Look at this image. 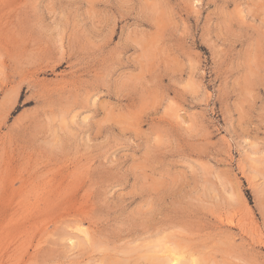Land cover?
Here are the masks:
<instances>
[{"label": "rangeland", "instance_id": "obj_1", "mask_svg": "<svg viewBox=\"0 0 264 264\" xmlns=\"http://www.w3.org/2000/svg\"><path fill=\"white\" fill-rule=\"evenodd\" d=\"M177 262L264 264V0H0V264Z\"/></svg>", "mask_w": 264, "mask_h": 264}, {"label": "bare ground", "instance_id": "obj_2", "mask_svg": "<svg viewBox=\"0 0 264 264\" xmlns=\"http://www.w3.org/2000/svg\"><path fill=\"white\" fill-rule=\"evenodd\" d=\"M171 261H172V260H171ZM178 262H179V261H178ZM178 262H177V263H178ZM172 263H173V261H172ZM180 263H181V262H180ZM178 264H179V263H178Z\"/></svg>", "mask_w": 264, "mask_h": 264}]
</instances>
